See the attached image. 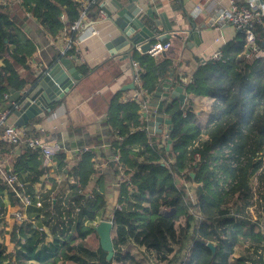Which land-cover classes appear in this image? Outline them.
<instances>
[{"label":"trees","instance_id":"obj_1","mask_svg":"<svg viewBox=\"0 0 264 264\" xmlns=\"http://www.w3.org/2000/svg\"><path fill=\"white\" fill-rule=\"evenodd\" d=\"M101 2L92 0L84 9L76 0H0V105L14 96L8 116L36 80L38 72L30 60L35 57L38 64L49 66L62 57L52 43L62 34L73 41L77 34L70 25L83 9L94 22ZM239 31L240 39L222 48L221 59L201 63L184 88L186 94L213 101L205 124L193 113L183 114L189 99L180 104L167 97L160 108L148 103V110L170 120L164 134L146 117L139 118L138 101L144 95L122 103L117 96L108 100L105 121L112 127L110 137L117 133L122 137L114 139L112 153L118 160L106 167L110 173L99 174L101 187L110 176L122 177L114 190L117 206L109 232L114 253L109 259L91 227L97 216H105L109 203L100 188L86 189L90 175L98 172L92 164L71 169L76 184L65 195L55 181L42 191L47 184L40 183L38 149L21 144L11 168L0 162V214L8 203L22 205L21 196L30 198L29 210L37 196L41 207L36 208L43 210L44 218L51 216L52 222L46 224L54 235L51 249L36 248L43 239L26 234L31 224H15L10 236L19 248L8 262L0 241V264H264V230L250 224L245 211L251 178L264 187V59L253 66L244 62L246 43ZM65 53L77 55L72 44ZM154 60L146 53L133 54L132 61L141 67V84L134 91L145 88L152 96L170 78L171 61ZM80 66L83 77L93 69L85 63ZM40 120L34 118L24 127L26 137L36 133L34 124ZM15 148L0 141V159ZM66 153L57 154L61 165ZM12 175L26 178L9 185ZM187 182L193 184L191 194ZM129 185L136 187L134 193H128ZM58 228L65 235L61 240L55 235Z\"/></svg>","mask_w":264,"mask_h":264},{"label":"crops","instance_id":"obj_2","mask_svg":"<svg viewBox=\"0 0 264 264\" xmlns=\"http://www.w3.org/2000/svg\"><path fill=\"white\" fill-rule=\"evenodd\" d=\"M139 3L143 4V12L146 10H150L152 13L151 15H144V22L146 25H150V27H153L154 20L159 24L158 27L155 28V35L161 36L162 34L165 36L166 34L169 35V37H165L163 40L166 42H169L171 45V48L167 52H163L158 57L153 58L154 61L163 60L164 58H168L171 63L173 64L171 67V72H173V80L174 82H179V85L183 86V93L185 92L184 88L187 83V71L184 69H181L182 62L186 63V65H189V61L185 60L183 56L182 50H183V44L182 40L179 39V37H183L185 35L184 31L189 30L193 25H196L197 31H206L209 36L210 45L205 48L201 56L203 57V60H197L198 66L202 63V61H212L210 58L215 54V52L222 50L225 46L228 44H232L237 39H240V31L232 24L229 23H221V24H214L212 23L211 17L212 13L209 11H206L204 8H201L197 11H195V6L202 5L205 0H138ZM216 4V6L227 8L228 5L231 2H234L236 4L240 5H246L248 0H212ZM81 2V3H80ZM86 2V1H85ZM108 5H110V2H107ZM79 4L81 7H84V2L79 1ZM85 6H88L85 3ZM144 12V13H145ZM81 14V13H80ZM89 18V17H88ZM92 18V17H91ZM87 22L84 25V32H90L91 30H98L101 33H108L109 35H116L117 29L114 26L112 20L105 19V20H98L97 15H95V18L93 21L96 23L94 25H91L92 21L90 19L86 20ZM167 24L171 26L170 31H166L163 24ZM93 24V23H92ZM193 24V25H192ZM29 27L24 28L26 32H28ZM71 31H73L71 29ZM258 33V39L261 43H264V34L260 31V29L257 31ZM77 37L81 34L79 30L76 31ZM107 34V35H108ZM66 34H62L57 43H52L54 48H59L61 53H63L62 57H70L68 53H65L66 50H68V46L72 44V47L75 48V51H77L75 45H76V38L71 42L69 40L70 38L68 36H65ZM198 47V44H196ZM65 53V55H64ZM141 55L142 51H138L136 49H132L128 51L127 53H122L118 55H113L112 57H109L107 60L103 61L102 64L98 65L96 68L90 69V72L88 74L84 75L81 72V66L84 65L85 62L81 61L79 58L74 59L72 57V61L74 65L76 66L78 73L80 75V79L74 83V87L66 94V96L61 99L58 103H56V106H54V109L51 110L45 118L41 119L39 122L46 128V132L48 134L47 141L54 140L59 143L64 144V147L66 150L73 149L74 147H94L91 151H88L86 153L82 154H76L72 155L71 153H66L64 156V163L61 165L60 160L56 158L57 164L55 165L54 169L50 171L47 178L45 177V171L44 168L42 174L40 175V183L47 184L46 188L42 191L49 190L50 181H55L56 188L58 186H62L61 189L64 188V193L67 195L69 191L71 190L72 186L76 184V179L73 176V172L71 169H75L79 166L80 163L86 166L88 164H92V167L97 169L98 172L95 174L90 175V179L88 181V184L86 185V189H98L100 188V193H103L104 200L109 199L108 207L105 210V216L107 214V211H109L110 207L116 204V196H115V188L118 187V176L111 177L109 183H105L101 187L99 185L100 178L99 174H102V172L106 175L107 173H110V170L106 167H111L110 163H113L115 161L112 159L114 156L112 151L114 147V139L115 140H121L122 137L115 131L114 133L116 135H111L110 137V131L112 130V127L110 124H108L105 120L106 113L109 108L108 100L111 97L117 96L118 102H126L131 101V96L134 92V87H129V84H132L131 82V62L133 54ZM37 57V56H36ZM41 56H38V58ZM61 58V57H60ZM59 59V58H58ZM79 60V61H78ZM55 62V61H54ZM53 62V63H54ZM3 60L0 58V65H2ZM36 61V58H32L30 60V66L35 69L37 72L44 71L47 69L48 65L44 63L38 64ZM86 64V63H85ZM138 64V63H137ZM43 65L45 69L43 68ZM141 68V67H140ZM193 76V75H192ZM169 79V78H167ZM166 80V79H165ZM163 80V85L169 84V81ZM134 84V83H133ZM178 84V83H177ZM161 85V84H160ZM175 84L172 88H174ZM145 89V88H143ZM165 89V87H164ZM146 90V89H145ZM147 91V90H146ZM169 91V90H168ZM148 93V91H147ZM185 94L184 102H186V99H189L191 101V104L184 107L185 109H189L193 111V115L198 119L199 116L202 118L207 116L209 110L212 109V103L213 101L211 99L205 98V97H196L193 94ZM147 96L149 97L148 102L152 105L156 103L158 105V101L152 98V96L148 93ZM14 99V96H10L8 98L7 103L0 105V114L4 111H8L10 107V103H12ZM142 101V100H141ZM139 102V109L137 111V114L139 115V118L143 119L146 117V121L148 124H150L154 129L155 126L153 124L154 120L152 119L151 113L154 111H150L147 108V111L142 109V102ZM148 106V105H147ZM156 112V111H155ZM154 112V113H155ZM211 113V112H210ZM209 113V114H210ZM157 116H162L156 113ZM163 117V116H162ZM140 119V120H141ZM164 119V117H163ZM206 119V118H205ZM203 120V119H202ZM5 124H13V116L9 115L5 119ZM160 129V132L164 134L165 129H167V125L165 123H162L160 126H158ZM109 142L110 145L104 149L103 145ZM18 147L12 150L9 157L3 156L0 159V162H2L4 165L11 168V162L14 159L15 155L18 154ZM65 150V151H66ZM117 151V149H116ZM84 157V159H82ZM38 159H40L38 155ZM42 164V163H41ZM2 167V166H0ZM9 168V169H10ZM103 176V175H101ZM26 175H23L20 177H17L15 175H12L11 178L7 179L9 185L18 183L21 184V180L25 179ZM21 179V180H20ZM100 179V180H99ZM25 183V182H24ZM101 183V182H100ZM28 184V182H26ZM111 191V192H109ZM136 191V187L133 185L128 186V193H134ZM41 192V189H38L37 193ZM36 202L40 201V198L36 196ZM35 202V204H36ZM34 204L35 207H32L28 210L27 207L22 205L18 206L17 204L10 205L9 203L6 206L5 214L6 218L5 220L9 224L10 227H13L16 223L14 221L13 214L14 212H20L24 214L25 223L31 224L30 229L26 232L28 236H34L36 239H43L42 242H39L38 245H36V248L43 244L41 247H44L46 250L51 249V246L54 245V235L52 231H50V227L47 226L46 223H51L52 218H44L42 213L43 210H37V206ZM51 214L53 211H50ZM97 219L92 222L91 227L96 226L95 224L104 216H97ZM15 223V224H14ZM13 224V226H12ZM40 224V225H39ZM93 225V226H92ZM32 227L37 228V231L31 229ZM57 229V232L55 235L59 237L61 240L63 237H65L64 233H59ZM38 232V233H37ZM12 228L9 231H6L3 228L1 229L0 235H4L5 237L11 238ZM8 235V236H7ZM1 239V237H0ZM3 240V239H2ZM49 242V243H48ZM235 257V256H234ZM236 258V257H235Z\"/></svg>","mask_w":264,"mask_h":264},{"label":"water","instance_id":"obj_3","mask_svg":"<svg viewBox=\"0 0 264 264\" xmlns=\"http://www.w3.org/2000/svg\"><path fill=\"white\" fill-rule=\"evenodd\" d=\"M264 4V0H260ZM107 2H110L108 5ZM138 0H102L100 8H102L108 18L112 20L117 29L116 35H108L106 33H81L76 38L77 56L86 65L91 68H96L113 55L127 53L137 46H141L142 51H146L150 47L157 36L155 35V28L158 27L154 20L153 27L146 25L144 22V15H151L150 10L144 13L143 4ZM93 23V24H92ZM91 25L96 23L92 22ZM163 24V23H162ZM193 25V24H192ZM166 31L171 30V26L163 24ZM185 35L179 37L183 44V58L189 61V65L182 62L181 69L187 71V83L196 72L198 68L197 60H203L201 54L206 47L210 45L209 36L206 31H197L196 25H193L189 30L184 31ZM165 36L162 34L157 39L163 40ZM198 44V47L196 46ZM264 46V43H263ZM170 83L159 85L152 94V98L158 101V107L162 106V99L170 97L176 99L180 104L184 103L185 94L183 93L182 85L175 84L173 80V72L169 74ZM80 79V75L72 58L61 57L44 71L36 74V80L31 84L30 88L22 95L16 109L13 111V124L17 127H25L34 118L43 119L52 110V107L63 99L66 94L74 87V83ZM129 87H134V84H129ZM164 87L169 91H164ZM10 114V113H9ZM153 124L156 129L162 123L168 124L170 120L163 119L162 116L151 113ZM193 176V174H191ZM112 223L110 221H100L93 227L99 236L101 248L108 253L109 259L114 252H112V243L110 237V229ZM211 250L214 251L212 244H208Z\"/></svg>","mask_w":264,"mask_h":264},{"label":"built area","instance_id":"obj_4","mask_svg":"<svg viewBox=\"0 0 264 264\" xmlns=\"http://www.w3.org/2000/svg\"><path fill=\"white\" fill-rule=\"evenodd\" d=\"M86 4L89 5L92 0H85ZM91 1V2H90ZM176 1V0H175ZM81 3V2H80ZM101 4H99V8H97V18L98 20L102 21L108 19V15L106 12L100 8ZM195 11L204 8L206 11L212 13V23L214 24H221V23H229L234 25L238 30H241L244 34V42L245 49L242 51V56L244 62L249 66H253L258 61L264 59V46L258 39L257 31L260 29L261 32L264 34V4L260 0H248L246 5L236 4L231 2L227 8H222L216 6L214 1L212 0H205L202 5L195 6ZM86 6L84 5V9ZM81 12L80 17L77 21L73 22L70 25V29L73 31L79 30L82 34L85 33L83 31L84 25L88 20V14L86 10ZM98 30H91L88 33H97ZM158 38V37H157ZM155 39L153 42L150 43V47L146 51H142L141 46H137L136 50L139 52L142 51L149 55L152 58L158 57L163 52H167L171 45L169 42L162 41L159 39ZM69 47V46H68ZM70 57L77 59V55H69ZM222 53L220 51L215 52V54L210 58V60L215 61L221 59ZM80 59V58H79ZM81 60V59H80ZM79 61V60H78ZM82 61V60H81ZM204 63V61H202ZM131 82L134 83L136 86H140V66L137 62H131ZM147 91L141 88L139 91H134L131 99L138 100L141 95H144V99L142 102V109L147 111V105L149 97L147 96ZM189 111V109H187ZM9 111H4L0 114V141L11 146L14 145L16 148L24 144L27 147L36 148L39 150V157L42 163V167L45 171V177L49 175L50 171L54 169L55 165L57 164V154L61 150H66L64 144L59 143L54 140L47 141L48 134L46 132V128L38 123L34 124L36 133L26 137V129L24 127H17L14 124H5V119L7 118ZM110 145L109 142H106L103 147L104 149ZM94 147H74L73 149L66 150L67 153H71L72 155L86 153L91 151ZM112 159L115 161L118 160V154L116 153ZM122 182V177L118 176L117 185ZM20 196V195H18ZM23 201V206L27 207L30 205V198L28 196H21ZM258 199H254L253 193H251V198L249 199L250 204L247 206V210L250 211V206L255 203ZM40 205L39 201L36 202ZM254 204V205H255ZM117 205L114 203L112 207H110L109 211H107L106 216L100 219L95 225H97L100 221H110L112 223L114 215L112 214V210ZM14 221L18 225H21L25 221V217L23 213L14 212L13 214ZM262 228V227H261ZM237 257V256H236Z\"/></svg>","mask_w":264,"mask_h":264},{"label":"rangeland","instance_id":"obj_5","mask_svg":"<svg viewBox=\"0 0 264 264\" xmlns=\"http://www.w3.org/2000/svg\"><path fill=\"white\" fill-rule=\"evenodd\" d=\"M78 3L79 1H83L84 2V5H85V0H76ZM212 111L209 110L208 114H206L207 116H205V118L199 116V120L202 122V124H205V121L207 120V117L209 116V113ZM192 113L193 111L189 110L187 111V109L184 110L183 108V114L185 113ZM203 119V120H202ZM264 155V153H263ZM264 161V159H263ZM215 163L212 162V165H214ZM218 175V177H220L221 179L223 178V175L221 174L220 171H218L216 173ZM256 177H252L251 178V190L250 192L253 193L254 195V199H258L256 201V204L253 203L251 206H250V211L249 212L247 210V207H245V211H246V217L247 219H249V223L250 224H255L260 230H264V194L262 191H264V187H261V185L257 182V180H255ZM222 184V181L220 182ZM186 186L188 188V191L189 193L191 194L192 193V187H193V184L191 182H187L186 183ZM131 194V193H129ZM40 203V202H39ZM255 204V205H254ZM37 207H41V203L40 205H38L37 203L35 204ZM0 218H1V221H0V232H1V229L3 228V230L5 229L6 231H9L11 230V228L13 229V224L12 226L13 227H10L9 224L7 223V218H6V214L5 212L0 214ZM6 218V220H5ZM15 224V223H14ZM92 224V222H91ZM93 226V225H92ZM262 227V228H261ZM14 231L15 232H18L17 229L14 228ZM8 236V235H7ZM1 239L0 241H3V244L5 246V251H4V255H6V260L9 262V261H13L14 258H15V253L17 252L18 248H19V244L16 243L15 241L13 242L10 237H5L4 235H0ZM3 239V240H2ZM49 243V242H48ZM43 244L39 245L37 248L41 247ZM235 257H239L238 254L234 255ZM236 257V258H237Z\"/></svg>","mask_w":264,"mask_h":264},{"label":"bare ground","instance_id":"obj_6","mask_svg":"<svg viewBox=\"0 0 264 264\" xmlns=\"http://www.w3.org/2000/svg\"><path fill=\"white\" fill-rule=\"evenodd\" d=\"M69 40H71V39H69ZM72 42V41H71ZM69 48V47H68ZM76 53H77V51H75Z\"/></svg>","mask_w":264,"mask_h":264}]
</instances>
